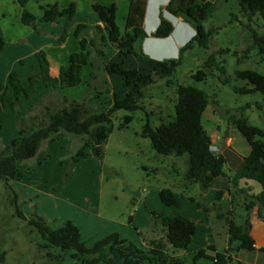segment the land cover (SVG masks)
<instances>
[{"label": "rangeland", "instance_id": "rangeland-1", "mask_svg": "<svg viewBox=\"0 0 264 264\" xmlns=\"http://www.w3.org/2000/svg\"><path fill=\"white\" fill-rule=\"evenodd\" d=\"M91 1L118 4L117 6L120 7L118 23L124 29L126 21L124 15L129 1ZM135 1L137 3L142 1L141 5L144 2V0ZM166 1L168 2V0H150L149 7L155 8L156 4H164ZM232 2L233 0L227 3L220 1L214 17L205 21V26L208 28L217 24H221L222 27L213 36L207 53L199 48L186 51L176 68L174 78L178 83L201 87L214 99L219 97L225 105L235 103L240 107L250 103V107L244 110V115L251 125L264 128V95L260 92L238 94L232 90V85L240 87L245 82L235 78L234 72L237 70H252L264 75V62L261 61L257 51L253 49L248 54L244 53V49L249 45V32L245 24L237 21L228 22L231 13L239 15V5L234 11ZM239 19L246 22L242 17ZM255 20L256 25L253 26L261 33L263 21L259 16H256ZM185 36L186 32L179 28L172 39L151 41L145 53L149 59H177L179 49L190 40L184 39ZM113 46L109 41L105 44L108 59L115 52ZM219 49L230 50L217 55L218 61L225 68L226 76L230 78V84L220 83L217 78L219 73L216 70L207 74L204 83L194 81L190 75L200 68L207 54ZM235 50L238 54L233 55L232 52ZM246 55L248 57H245ZM96 57L101 60L100 57ZM130 57L133 58V63L146 66L148 69V58L142 57L137 61L133 55ZM95 63V67H99L98 61ZM40 83L46 92L42 80ZM110 91L93 90L90 96L93 108L97 111H106L112 94ZM34 95V100L40 103L42 95L38 92ZM30 98L22 100V109L27 113L30 109ZM175 101V88L167 85L165 78L157 79L145 89L144 96L139 101L141 109L134 112L118 110L113 114L111 130L102 143L101 158L89 156L74 162L72 156L82 137L59 133L53 139L43 141L33 158L18 162L19 175L16 179L9 181L8 184L0 180V253H4V262L0 261V264H70L74 261L71 258V251L63 253V258L59 260L47 257L45 251L38 248L40 236L37 231L16 215L13 200H16L18 208L24 215L31 217L36 213L53 228L68 220L75 225L76 223L82 225L81 239L87 247H91L98 240L100 233L110 231L108 234L117 232L120 236L123 235L121 238L131 240L145 248L142 240L146 242L161 235V230L156 232V227L159 228L160 225L151 219L148 212L155 211L164 216H173L175 210L182 214H187L191 210L195 217L199 210L206 223H200L195 218L198 230L193 245L196 246L195 248L170 249L169 253L182 259L183 264H194L192 253L201 248V246L197 247L198 244L206 243L209 235H212L210 237L218 246L221 245L226 235V230L222 229L226 228V224L218 218L217 210L212 209L213 203L216 202L217 191L204 189L198 182L189 184L185 178L187 155H161L152 148L150 139L141 134L147 114L153 127L158 126L162 118L166 120L174 118ZM50 105L52 109H59L63 103L56 101L55 104ZM5 108V112L1 114L0 151L18 136L15 113L8 106ZM224 108L230 107H222V110ZM43 110L40 107L35 112L41 114ZM216 114L217 127H214L210 121L207 123L205 115L202 123L209 133L216 132L219 148L228 137L232 138V146L224 148L226 173L232 174L230 169L239 166L241 156L248 154L246 150L249 145L236 129L228 131L226 119L220 121L219 114ZM126 115L132 116V119L126 126H121ZM246 181L250 195H258L261 192L259 183L254 180ZM230 185L234 190V185ZM163 188H170L175 193L180 203L178 207L167 206L161 202L159 191ZM231 199L232 218L237 225L244 226L248 216L256 212L251 207H247L253 198L237 192ZM198 203L207 204L210 210L199 209ZM141 211H144V215ZM87 214L90 215L86 217ZM133 214H136L134 219ZM261 218L264 222V207L261 209ZM250 224L253 225V222ZM205 226L211 227L213 233L210 234L203 229ZM205 250L206 255L196 261V264H212L209 258L212 252L207 248ZM51 251L59 252L55 248ZM244 254L250 257V264H264L263 251L251 250L245 251Z\"/></svg>", "mask_w": 264, "mask_h": 264}, {"label": "trees", "instance_id": "trees-1", "mask_svg": "<svg viewBox=\"0 0 264 264\" xmlns=\"http://www.w3.org/2000/svg\"><path fill=\"white\" fill-rule=\"evenodd\" d=\"M22 7L21 22L24 25L37 29L40 24L54 22L65 16L66 21H71L76 12L75 3L67 7H60L55 3L41 6L43 14L36 18L26 9L29 0H17ZM201 0H169L159 11V24L153 35L156 38H165L173 30V24L164 16L168 12L173 16L182 18L191 24L195 35L179 49L177 59L150 60L152 69L150 73H143L138 68L127 65L123 61H106L104 70L107 74H117L124 80L125 87L129 91L124 96L112 92L108 100L106 111H97L90 103V98L80 100L63 99V105L59 109L44 108L42 115L27 116L22 109L23 98H30L37 88V79L30 76L26 82L21 81L16 72L9 73L7 84L0 78V129L1 111L8 106L14 113L18 124V136L0 151V180L8 184L19 175L17 163L33 158L41 143L51 140L59 133L81 136L83 143L72 156L74 162L86 157L95 156L101 158L102 143L111 130L112 116L118 110L134 112L141 109L139 101L143 98L145 89L157 79H166L167 85L173 86L176 92L175 116L172 119H161V123L153 127L147 114L145 124L142 127V136L150 139L152 148L161 155H187V171L185 178L189 184L200 183L204 189H208L212 181L220 176H225V158L217 155L210 149L209 137L202 124V115L206 107L211 103L216 106L217 101L204 90L192 84H182L174 78L177 66L181 63L183 54L195 45L204 51L209 50L213 36L222 28L211 26L203 27V22L211 17L217 9L219 2ZM239 3V15L230 14L228 22L239 21L245 24L249 32V45L244 49L248 54L255 49L264 62V30L259 33L253 25H256V16H259L264 29V0H237ZM92 9L97 15L100 24L93 27V32L87 36L88 27L78 24L74 35L81 39L82 51L70 55V64L65 70V84L69 87L78 86L81 83V69L83 65L92 64V54L103 58L105 56V44L112 43L122 54L143 57L140 44L146 33L138 27L121 34L116 23L117 5H103L96 1L92 3ZM242 17L246 22L239 19ZM260 28V27H259ZM65 37V29H62V38ZM5 41L0 37V50ZM89 45V48H87ZM229 49H219L209 53L203 59L200 68L190 77L196 82H202L208 73L218 71L220 83L230 84V78L225 74V68L218 61L217 55L229 52ZM233 55L238 54L235 50ZM39 63L41 80L49 92L57 89V79L49 73V63L44 51L35 54ZM245 57H248L246 55ZM239 61V60H238ZM93 75V74H92ZM235 78L246 82L244 86L232 85V90L238 94L260 92L264 95V75L252 70H237ZM250 86V87H248ZM109 91V90H108ZM259 105V104H258ZM250 107V103L237 108H224V116L228 125L236 129L247 141L249 153L242 158V163L237 172L228 177L231 184L237 185L241 179L254 180L260 184L262 190L258 195L246 196L253 199L247 207L258 205V214L264 207V128L251 125L244 110ZM33 109V108H32ZM132 116L126 115L121 126H126ZM224 192L218 191L216 198L220 199ZM159 197L167 206H179V200L170 188L159 191ZM15 204L16 215L33 227L40 236L38 248L44 250L46 256L51 259H62L63 253L71 251L70 264H183V260L169 253L170 248L187 249L196 230L194 220L185 217L175 211L173 216H164L155 211H149V215L155 223L161 227V235L145 242V248L133 241L121 238L119 233L113 232L98 239L91 247H87L81 239L80 229L72 221H65L57 228L51 227L47 221L38 214L27 217ZM198 206L209 211L207 204L198 203ZM212 209L218 210L217 216L223 220L227 227L228 246L221 252H215L212 264H242L232 258L234 252L240 250H254V241L249 234V224L237 225L232 218V210L221 212L213 204ZM233 242L237 243L234 248ZM53 248L59 252L51 251ZM264 251V248H260ZM206 255L205 249L192 253L193 263ZM0 261L4 262V253H0Z\"/></svg>", "mask_w": 264, "mask_h": 264}, {"label": "crops", "instance_id": "crops-1", "mask_svg": "<svg viewBox=\"0 0 264 264\" xmlns=\"http://www.w3.org/2000/svg\"><path fill=\"white\" fill-rule=\"evenodd\" d=\"M83 1L84 0H29L26 4V9L30 11L36 18H40L43 14V10L41 6L46 5L48 3L50 4L55 3L60 7H67L70 3H75L76 5V12L71 21H66V17L63 16V17L58 18L54 22L40 24L37 29H34L31 26L24 25L21 22L22 7L20 6L17 0H0V37H2L5 41V45L3 49L0 50V78L3 80L5 84H7L8 76H9V73L11 72H16L18 78L23 82H26L30 76H34L37 79L36 92L42 95V98H41L42 100L40 103L34 100L35 99L34 94L31 96L30 109L28 113L26 112L27 116L29 115L31 116L35 114L42 115L44 113V110L41 114L40 113L38 114L35 112L37 108L40 109V107H42L44 109L47 106L51 108L50 104H55L56 101L63 103L64 98H67L69 100H72V99L80 100L84 97L91 98L90 96L93 90L101 91L103 89H108V90H111L110 91L111 93L116 92L118 93L119 96L122 97L125 95L127 91H129V88L125 87L124 80L121 77L116 76L115 74H107L105 72L104 64L106 63V61H110V60L123 61L127 65H131V66L138 68L143 73H149L152 69V63L150 60H155V59H149V57L145 53V50L146 48H148L149 43L151 41L159 40V39L167 40L168 38L172 39L173 35H175L176 31L179 28H182L183 31L186 32V36L184 38L186 40H189V39L191 40L193 35H195L194 34L195 30L191 24L185 22L180 17H176V16L171 15L168 12H164L163 16L173 24V30L170 33V35L165 38L154 37L153 33L156 30L159 24V21H160L159 11L168 2L166 1L164 4H159V5L156 4L155 8H150L149 7L150 0H144L142 5L140 4V2L142 1H138L137 3V1L135 0H127L129 1V6L125 10L126 14L124 15V17L126 18V21H125L124 29H122V26L118 23V12L120 10V7L118 6H117V11H116V16H115L116 23L119 27L121 34L125 33L128 30H131L134 27L141 28L142 30L145 31L146 36L142 40L140 47H141V52L143 54V58L149 59L148 69L146 66L142 67V66H139L133 63V58L130 57L132 55L122 54L115 47V52H113V55L109 57V59L107 58V53H105V56L101 58V60H99L96 57V55L93 53L92 54V64L88 63L86 65H83L81 69V83L78 86L69 87L65 84V70L70 64V55L72 53H77V52L82 51L81 39L75 37L74 31L78 24H85L88 27L87 36H90L93 32V27L97 24H100V22L98 21L97 15L94 13L92 9L93 2L91 0H85V2ZM201 1H215V0H201ZM222 1L227 3L232 0H222ZM232 3H233L232 10L234 11L237 10L238 5H239L238 1L233 0ZM100 4L108 5L109 3H100ZM214 13L208 19H212L214 17ZM205 21L203 22V27L205 29H208V27L205 26ZM220 25L221 24H217L213 26L216 27ZM63 27L65 29L64 38H62ZM87 48H89V45H87ZM113 48L114 46L112 47V49ZM196 48H199V47L195 45L190 50H195ZM199 49L201 50V48ZM40 50L44 51L46 54V57L49 63L50 75L58 80L57 89L53 92H49L48 90L45 92L44 89H42V85L40 83L41 72L39 68V63L35 56L36 52ZM134 57L137 59V61H139V59H142V57H136V56ZM96 61H98L99 67H95ZM205 80L206 78L202 81V83H204ZM242 85L243 86L246 85V82H243ZM69 88H77L78 90L77 91L75 90L76 92L70 91L68 90ZM199 88L202 89L201 87ZM118 89H121V90H118ZM120 91H122L123 93H120ZM69 93L70 94L76 93V94L66 95ZM214 100H217L219 103H217L216 106L208 105L209 107L208 106L206 107L204 111L205 114L203 113L202 119L205 115L207 118L206 122L210 121L213 123L214 127H217L215 126L216 118L218 117L216 113L219 114L220 121H223L225 119V116H224L222 107L235 108V107H238L239 105L235 103H233L232 105H225L219 99V97H216V99ZM5 110L6 108L3 107L1 114H3ZM16 128H18L17 119H16ZM233 129H234L233 127L227 124L228 131L233 130ZM207 134L209 137V145H210L211 151H213L217 155H222L224 157V152H225L224 148L227 146L228 147L232 146V138L228 137L227 140L223 142L222 147L219 148L217 144L218 136L216 132L209 133L207 131ZM82 143H83V138H81L80 142L77 143L78 145H76L77 146L76 150L81 146ZM246 152L249 153V148L246 150ZM244 156L246 155L241 156L239 166H233L230 169L232 170L231 172H233L232 173L233 175L239 169L241 165V160ZM224 172H225V176H220V177L215 178L208 188V190L214 189L217 192L220 190L224 192L222 196L220 197V199L216 198V202L213 203L216 205L217 208L220 209L221 212L232 210V206L230 202L234 194H236L237 192H240L241 194L246 195L247 192L249 191V185H248V182L246 181L247 179H241L237 185H234V190H232L233 188H231V185H230L231 183L229 182L228 177H232L233 175L231 173H226V166H224ZM199 209L201 208L199 207ZM251 209L256 210V212L253 213L252 215H249L247 218V222L250 227L249 234L254 241V251L262 252L260 248H264V222L261 216H259L258 214V205L253 206ZM175 211L178 212V210H175ZM197 211H198L197 217H195V215L192 213L191 210H189L187 214H184V213L183 214L181 213V214L187 218L194 220L195 225H196L197 220H199L200 223H205L204 221L205 219L202 213L199 210ZM141 213L142 215H144V211H141ZM88 215L90 214H87L86 217ZM135 215L136 214H133V219ZM195 218H197V220ZM250 222H253V225L250 224ZM76 224L80 228V231L82 232L83 226L78 225V223ZM203 229H206L208 232H210V234L211 232L213 233V229H211V227L209 228L208 226H205ZM160 230H161V227L159 228L156 227V232L157 231L159 232ZM222 230H226L225 231L226 235L221 245L219 246L217 245L215 240L210 237L212 235H209V237L206 239V243L197 245V247L201 246L200 249L207 248L211 250L212 254L209 255V258H211L212 262L215 259V252H221L228 246L229 238L227 234V227L223 228ZM104 232L100 233L97 238L98 239L103 238V236L108 234L110 231H104ZM197 232L198 230H197V225H196L195 234L190 244L188 245L187 249H190L193 247L195 235H197L196 234ZM97 238L95 237V239ZM142 245H145L144 240H142ZM231 246L235 248L237 246V243L233 242ZM195 247L196 246H194L193 248ZM245 251L246 250H240V251L234 252L232 254V258L236 262H240L242 264H250L249 263L250 257L244 254ZM97 264H104V263L100 262Z\"/></svg>", "mask_w": 264, "mask_h": 264}]
</instances>
